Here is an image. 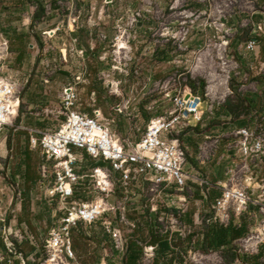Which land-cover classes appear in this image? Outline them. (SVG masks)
Listing matches in <instances>:
<instances>
[{
    "label": "rangeland",
    "instance_id": "374dc122",
    "mask_svg": "<svg viewBox=\"0 0 264 264\" xmlns=\"http://www.w3.org/2000/svg\"><path fill=\"white\" fill-rule=\"evenodd\" d=\"M39 5L45 12L35 21ZM261 24L263 0H0V45L8 43L2 77L19 83L22 92L15 125L0 129V245L10 239L19 253L34 242L42 261L46 258V241L63 212L59 199L48 198L52 178L44 170L52 165L41 147H35L33 135L39 139L44 128L55 131L66 120L60 115L62 97L70 87L79 92V109L102 111L114 133L134 142L154 118L174 110L171 98L185 91L201 96L204 122L179 135L186 152L184 170L191 174L197 166L202 170L195 175L210 184L228 183L234 134L264 118V40L255 51L247 48L251 39L264 35ZM77 153L84 158L80 175H88L93 162L84 151ZM90 182L86 179L80 187L77 201L95 200ZM139 185L144 193L131 191L129 197H136L128 207L137 228L121 227L128 250L133 242L146 247L156 233L177 230L166 218L171 210L160 206L157 214L147 208L148 184L143 180ZM215 190L217 198L222 191ZM121 191L116 188L112 202L121 198ZM196 194L189 185L186 196ZM199 209L190 202L187 212ZM209 209L198 213L202 221L192 241L179 238L171 264L230 263L226 250L204 249ZM254 224L246 217L232 221L247 233ZM103 243L97 257L124 264L127 248L122 253L113 240ZM235 255L232 264H258L261 258ZM156 258L157 252L149 259L143 255L140 264H154ZM171 260L168 254L159 263Z\"/></svg>",
    "mask_w": 264,
    "mask_h": 264
},
{
    "label": "built area",
    "instance_id": "2783aa9c",
    "mask_svg": "<svg viewBox=\"0 0 264 264\" xmlns=\"http://www.w3.org/2000/svg\"><path fill=\"white\" fill-rule=\"evenodd\" d=\"M258 46L257 39H251L247 44L251 51ZM1 48L0 129H4L14 126L20 115L22 92L19 83L2 77L8 43L1 44ZM171 100L174 110L154 118L141 140L134 142L131 137L122 138L114 133L102 111L96 110L92 116L80 112V96L76 87L64 91V110L60 115L65 116L66 120L57 130L43 132L39 139L33 136L35 147H41L45 160L52 165L44 170L46 177L52 178L48 198L52 201L59 199L63 212L58 227L52 230L46 241L45 260L34 261L33 264L77 262L73 230L80 225L93 226L102 221L117 251H127L121 227L129 230L137 228L128 218L129 195L132 186L143 180L148 184L147 208L157 214L160 206L171 210L172 213L166 218L177 230L170 233L183 240L194 234L183 223L189 203L187 184L198 185L205 190L206 197L213 189L221 190V197L212 207L214 216L207 221L208 224L218 223L228 227L233 219L249 218L250 222L255 223L253 230L234 245L239 248L238 255L261 256L259 264H264V118H258L253 125L237 130L233 145L228 150V158L233 163L228 174L229 182L213 186L204 178L185 172L186 152L179 139L180 133L204 122L203 99L191 91H185ZM93 103L94 106L97 104L96 101ZM77 151L86 152L99 166L88 175H80L78 166L84 164V158L79 157ZM50 170L52 174L48 176ZM115 174L120 177H115ZM86 179L91 181L97 196L91 203L77 201L80 187ZM119 185L126 197L112 202ZM111 216L116 217L117 222L109 221L108 217ZM196 219L197 224L201 223L200 218ZM115 223H119L120 227ZM6 245L9 253L16 255L14 242L8 239ZM156 250V247L146 246L144 256L148 259L155 257ZM20 257L23 264H28L22 255Z\"/></svg>",
    "mask_w": 264,
    "mask_h": 264
},
{
    "label": "crops",
    "instance_id": "0c3cea01",
    "mask_svg": "<svg viewBox=\"0 0 264 264\" xmlns=\"http://www.w3.org/2000/svg\"><path fill=\"white\" fill-rule=\"evenodd\" d=\"M261 26H264V25L261 24ZM258 35H259L258 37H254L253 39H257L258 42H259V44H260L264 40V35H262V34H258ZM253 107H255V106H253ZM78 110L80 112L84 113V114H88L90 116L93 115L92 112H91V110L90 111H88L87 109L86 110H82V109H79V106H78ZM41 125H42V127H44L46 124L42 123ZM199 126H197V127H199ZM47 130H50V129L49 128H44V131H47ZM42 133H43V131H42ZM89 159L93 162L92 167L96 168V167L99 166V164L95 160H93L90 157H89ZM197 169L202 170L201 168H198L196 166V167H194V169H192V172L193 173L192 172H191V174H189L187 172L186 173L189 174V175H195V174H199L200 175V173H198L196 171ZM115 177H120V176H119V174H115ZM220 183H223V181L214 180V181H212L211 184L213 186H217ZM139 184L132 186L131 191L133 193L135 191H137V192L139 191L138 193H140V194H141V192H143V190H142L143 189V186L142 185H139ZM189 185H191L195 189H197V194L194 195L193 198H192V196H187V199H188V202H189V204H188V211H189L190 202H195V205H198V207L200 208L198 212L197 211L193 212L194 214L193 213H189L188 214V212H187L186 215L183 218V223L186 226L191 227L193 230L195 229L194 230V234L189 239V241H190L193 237L195 238V236L198 234V232L196 231V229L198 228V224H197L198 222H197V219L196 218H200V214H198V213H201L202 212V209H204V208H206V207H208L210 205V209H209L210 210V216H208L209 218L207 219V221L210 220V218H212L214 216V213L212 212V207L215 204L216 200L219 197H221L222 194H220V196H218L217 198H215L214 197V192H212V191H218V190L213 189L210 192L209 196L206 197L205 190L201 189L198 185L189 182L187 184V189H188V186ZM118 188H120L123 192L121 191L122 195H121V198L120 199H119V197L116 198V196H115V200H114L115 202H117V201L121 200L123 197H125V193H124V190L121 187V185H119ZM134 197H136V194H133V196H132V198L130 200L131 201L130 203L133 202ZM128 218H129V214H128ZM131 219H129V220H131ZM115 225L117 227L118 226L120 227L119 223H115ZM218 225H219L218 223L217 224H214V223L211 224L210 225V228H209V231L212 228H214V227H216ZM136 226H137V224H136ZM220 227L229 228L230 226L227 227L225 225L224 226L221 225ZM242 227H243L242 225L239 226V228H242ZM151 228L154 229L152 225H151ZM247 234L248 233H246L243 237H241L240 240L243 239L245 236H247ZM160 235L162 237H167L170 242H171L172 238L173 239H177L178 238L176 235H172V233H170V232H168V234H166V235H162V234H160ZM204 238H205V235H204ZM0 239H2V237ZM110 239H111V241L113 240L112 237L106 233L105 227H104V222L103 221L102 222H98L97 224H95L93 226H83V225H80L78 228H75L73 230V240H74V249L76 251L77 258H78V264H112L111 262H107V261H103V260L101 261L97 257V253H96L97 250H100L102 248V246L104 244L103 242H105V241L110 242ZM238 241H236V242H238ZM234 244H235V242L233 243V245ZM148 245L149 246H156L157 249H158V245H156V244H152L150 242V243H148ZM1 249L6 254L4 252H2ZM173 250H174V254H173V257H174L175 256V252L177 251V249L176 248H173ZM23 251L24 252H21L20 251L18 253V250L16 249V255H14V254L12 255V254L9 253L6 244L5 245H2V246L0 245V258L3 259V261L7 262V264H23L22 258L20 257L21 255L23 256V259H25V261L28 264H33L34 261H36V262H41L42 261V253H41L40 247L37 246V244H35L34 242H32L31 247H30V250L25 249ZM156 252H157V250H156ZM236 253H237V250H236Z\"/></svg>",
    "mask_w": 264,
    "mask_h": 264
},
{
    "label": "trees",
    "instance_id": "16d2710c",
    "mask_svg": "<svg viewBox=\"0 0 264 264\" xmlns=\"http://www.w3.org/2000/svg\"><path fill=\"white\" fill-rule=\"evenodd\" d=\"M44 12H45L44 6L39 5V9L35 16V21ZM255 103L256 101L254 100L252 103H250V105L253 107L255 106ZM1 173H2V170L0 166V174ZM247 232H248V229L244 226L242 228L235 227L234 225H231L229 228H223L220 226H216L212 228L205 235V240H204L205 248L204 249L207 252L219 251L223 249L226 250L229 253V255H232L230 263H229V264H232V262L235 261V258H236V255H235L236 249L233 247V243L240 240V238L243 237ZM157 235L159 234L156 233V236L155 237L153 236L152 241H151L152 244L158 245L157 258L154 264H160L159 261L162 258L166 259L169 253H170L169 255L172 256V260L169 263L171 264L174 258L173 248L178 247L181 244V240L177 238V242H175L174 241L175 239L172 238L170 242L167 237H162V236H157ZM192 240L193 238L190 241ZM2 252L4 251L2 250ZM143 255H144V247L140 248L137 243L133 242L129 247L128 253L126 255V259L124 260V264H140ZM0 264H7V262L3 261V259L0 258Z\"/></svg>",
    "mask_w": 264,
    "mask_h": 264
}]
</instances>
